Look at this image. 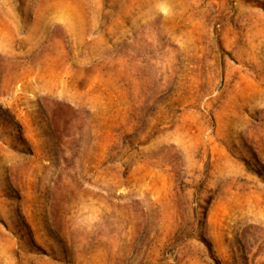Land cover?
<instances>
[{
    "label": "rangeland",
    "instance_id": "rangeland-1",
    "mask_svg": "<svg viewBox=\"0 0 264 264\" xmlns=\"http://www.w3.org/2000/svg\"><path fill=\"white\" fill-rule=\"evenodd\" d=\"M0 264H264V0H0Z\"/></svg>",
    "mask_w": 264,
    "mask_h": 264
}]
</instances>
